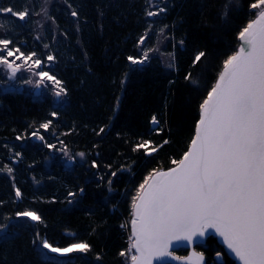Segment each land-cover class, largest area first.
<instances>
[{
  "label": "trees",
  "instance_id": "1",
  "mask_svg": "<svg viewBox=\"0 0 264 264\" xmlns=\"http://www.w3.org/2000/svg\"><path fill=\"white\" fill-rule=\"evenodd\" d=\"M255 2L51 0L48 36L17 21L16 46L39 54L66 94L57 97L51 84L38 94L0 90V264H125L119 253L127 250L128 229L121 225L131 219L132 198L146 177L170 169L186 152L199 106L237 51ZM160 33L172 67L152 52ZM145 50L148 59L131 64L128 57ZM46 122L48 130L40 127ZM24 211L41 220L17 216ZM44 240L90 247L57 256L42 247ZM199 249L211 258L221 246L209 236Z\"/></svg>",
  "mask_w": 264,
  "mask_h": 264
},
{
  "label": "snow or ice",
  "instance_id": "2",
  "mask_svg": "<svg viewBox=\"0 0 264 264\" xmlns=\"http://www.w3.org/2000/svg\"><path fill=\"white\" fill-rule=\"evenodd\" d=\"M251 8L258 9L255 19L240 31L239 49L224 60L218 79L200 104L199 119L188 150L179 161H172L176 167L146 177L132 198L129 248L119 253L126 257L125 264L127 257L131 264H153L154 261L166 264L169 257L179 260L170 249L178 243L203 244L210 234L219 237L238 264H264V0H256ZM163 11L164 8L159 9ZM29 14L27 8L22 11L11 6L0 8V15L17 17L20 21H25ZM146 14L148 17L158 15L147 10ZM71 15L77 17L78 13L73 10ZM148 35L146 32L140 37L139 45L145 43ZM10 44V39L0 38V65L10 73L9 79L16 77L22 67L16 61L23 59L29 68L41 69L34 73L41 82L54 81L58 87L57 97L66 94L62 82L42 70L46 65L41 59H33L35 52L25 55L18 47L10 48ZM204 55L198 53L193 63ZM8 57L14 59L10 61ZM146 59L148 50L140 58L128 57L133 65L143 64ZM47 60L54 62L55 57L49 54ZM50 123L40 127L48 130ZM158 123L153 116L152 124ZM103 131L101 128L100 132ZM32 135L44 139L38 132ZM149 143L145 141L138 147ZM92 166L97 165L93 162ZM7 171L11 174L12 169L8 167ZM20 196L17 190L16 197ZM17 216L36 222L41 220L34 211L17 213ZM121 227L127 229L128 225ZM2 228L0 226V230ZM42 247L64 256L86 252L90 246L81 242L60 248L44 240ZM221 255L217 252V259ZM193 256L195 264H203L202 253H193ZM186 264H192L191 257Z\"/></svg>",
  "mask_w": 264,
  "mask_h": 264
},
{
  "label": "rangeland",
  "instance_id": "3",
  "mask_svg": "<svg viewBox=\"0 0 264 264\" xmlns=\"http://www.w3.org/2000/svg\"><path fill=\"white\" fill-rule=\"evenodd\" d=\"M21 1L22 0H0V8L11 6L16 11H20V10L22 11L24 5L22 4ZM25 1L26 2H24L25 3L24 7L25 8L28 7L27 9L29 10L30 14L28 15L25 21H21V22L23 23L26 22L27 25L30 24V26L33 29L35 28L37 30L38 35L48 36V23H50L49 18H48V5L50 4L51 0H25ZM38 1L39 2L41 1V6H40L41 8L38 11L36 10L33 11V9L35 8V5L39 3ZM155 1L158 2V0H155ZM230 3L235 4L237 3V0H229V5ZM43 4L44 6H42ZM253 10H254L253 19H255V14L257 13L258 9H253ZM17 21H20L17 17H12L10 15H0V38L10 39L12 41V44L9 45L10 48L17 47L16 45L19 43L18 40L15 38V36H17L18 34V32L16 31V28L18 27ZM166 44H167V37L164 35V33H160L159 36L157 37V40H156V43H155V46L152 52L155 53L159 57L161 63L164 66H169L171 64V56L169 53L165 52ZM43 49H45V47ZM38 57H39V54L33 57V59H36ZM8 59L11 61L14 59V57H8ZM16 64L22 65V67L20 71L17 72L16 77L12 79H9L10 73L7 71L6 67L3 65H0V74L3 75L4 77V80L0 82V90L25 89L27 91L33 92L34 94H38L41 91V89H43V86H48V84H51L54 88H56V90H58V87L55 85L54 81H49L45 79L44 81L41 82L39 75L34 74V73H39L41 69L35 68V66H33L32 68H29L28 64H24L23 59L17 60ZM29 64H31V61L29 62ZM42 70L44 71V68ZM28 81H31V83H29ZM127 229H128V239H127V249H128L129 248V236H130L129 223H128ZM45 250L49 252L48 249H45ZM51 254L61 256L56 253H51ZM123 258H124V262H126V257H123ZM127 264H131L130 257H127Z\"/></svg>",
  "mask_w": 264,
  "mask_h": 264
},
{
  "label": "flooded vegetation",
  "instance_id": "4",
  "mask_svg": "<svg viewBox=\"0 0 264 264\" xmlns=\"http://www.w3.org/2000/svg\"><path fill=\"white\" fill-rule=\"evenodd\" d=\"M216 242L218 243L219 246H221L220 252L221 258L217 259L216 253L211 256V258L207 257L206 254L199 249V245L193 246L192 248H178L176 250L171 251L173 256L179 257L180 259L182 258H190L191 256L192 260L195 262V257L193 256V253H202L204 256V261L203 264H236L225 252L223 246L221 243H219L217 240ZM230 261V262H229Z\"/></svg>",
  "mask_w": 264,
  "mask_h": 264
},
{
  "label": "water",
  "instance_id": "5",
  "mask_svg": "<svg viewBox=\"0 0 264 264\" xmlns=\"http://www.w3.org/2000/svg\"><path fill=\"white\" fill-rule=\"evenodd\" d=\"M238 40H239V36H238ZM240 44H241V41L239 40V47H240ZM239 47H238V49H239ZM237 49V50H238ZM222 71V70H221ZM217 79H218V77H217ZM216 79V80H217ZM216 82V81H215ZM206 98H207V96H206ZM199 119V118H198ZM198 121V120H197ZM194 134H195V129H194ZM194 136V135H193ZM193 138V137H192ZM191 142V141H190ZM190 145V144H189ZM188 148H189V146H188ZM188 148H187V150H188ZM186 150V151H187ZM183 157V156H182ZM181 157V158H182ZM177 165L175 164L174 166H172L170 169H172V168H174V167H176ZM170 169H168V170H170ZM165 171H167V170H165ZM130 228H131V225H130ZM209 236H211L212 238H214V239H218L219 241H220V239H219V237H216L214 234H210ZM208 236V237H209ZM207 237V238H208ZM221 244H222V242H221ZM196 245H199V244H194V245H192V246H187L186 245V243H178L177 244V246L174 248V249H170V251H173V250H176V249H178V248H192L193 246H196ZM222 246H223V248H224V250H225V252L227 253V255L236 263V264H238V262L235 260V258L232 256V255H230L229 254V252H228V250L226 249V247L222 244ZM189 257H191V256H189ZM188 260V258H182V259H179V260H171V257H169L168 259H167V261H166V264H186V261ZM153 264H156V262L154 261L153 262ZM192 264H195V262H194V260H192Z\"/></svg>",
  "mask_w": 264,
  "mask_h": 264
},
{
  "label": "bare ground",
  "instance_id": "6",
  "mask_svg": "<svg viewBox=\"0 0 264 264\" xmlns=\"http://www.w3.org/2000/svg\"><path fill=\"white\" fill-rule=\"evenodd\" d=\"M211 90V89H210ZM215 240H217L219 243H221V241H219L218 239H215ZM206 242V241H205ZM204 242V243H205ZM204 243L203 244H199V246H202V245H204Z\"/></svg>",
  "mask_w": 264,
  "mask_h": 264
}]
</instances>
